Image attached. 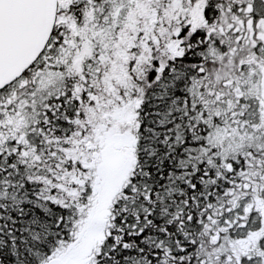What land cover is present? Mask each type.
<instances>
[{
	"label": "snow or ice",
	"instance_id": "1",
	"mask_svg": "<svg viewBox=\"0 0 264 264\" xmlns=\"http://www.w3.org/2000/svg\"><path fill=\"white\" fill-rule=\"evenodd\" d=\"M0 264H264V0H0Z\"/></svg>",
	"mask_w": 264,
	"mask_h": 264
}]
</instances>
